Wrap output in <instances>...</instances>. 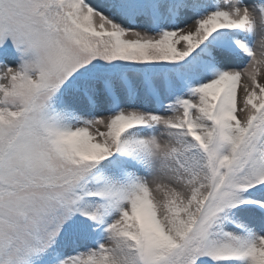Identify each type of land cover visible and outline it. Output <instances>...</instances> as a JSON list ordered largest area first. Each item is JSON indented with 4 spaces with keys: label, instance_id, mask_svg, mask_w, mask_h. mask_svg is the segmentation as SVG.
Returning a JSON list of instances; mask_svg holds the SVG:
<instances>
[{
    "label": "snow or ice",
    "instance_id": "1",
    "mask_svg": "<svg viewBox=\"0 0 264 264\" xmlns=\"http://www.w3.org/2000/svg\"><path fill=\"white\" fill-rule=\"evenodd\" d=\"M0 264H264V0H0Z\"/></svg>",
    "mask_w": 264,
    "mask_h": 264
}]
</instances>
